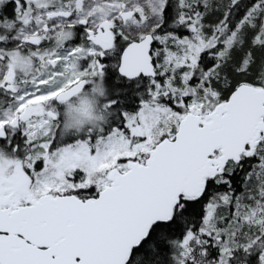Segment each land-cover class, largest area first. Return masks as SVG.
<instances>
[{
  "label": "snow or ice",
  "instance_id": "6c2138e0",
  "mask_svg": "<svg viewBox=\"0 0 264 264\" xmlns=\"http://www.w3.org/2000/svg\"><path fill=\"white\" fill-rule=\"evenodd\" d=\"M0 264H264V0H0Z\"/></svg>",
  "mask_w": 264,
  "mask_h": 264
}]
</instances>
